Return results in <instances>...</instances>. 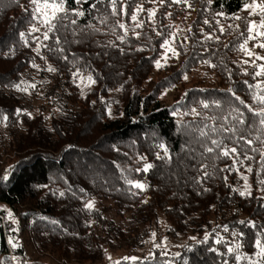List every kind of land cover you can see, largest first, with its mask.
<instances>
[{"label": "trees", "instance_id": "trees-1", "mask_svg": "<svg viewBox=\"0 0 264 264\" xmlns=\"http://www.w3.org/2000/svg\"><path fill=\"white\" fill-rule=\"evenodd\" d=\"M251 1L189 0L191 8L171 0L163 6L147 1L144 9H158L155 18L141 12L143 27L135 28L130 16L138 0H120L117 11L127 7L129 14L116 16L109 0H66V18L49 33L51 39L40 41L28 30L38 22L34 4L0 0V159L10 163L6 171L0 164V177L8 176L0 179V203L19 218L17 233L8 222L0 223V264H10L6 237L11 234L25 235L33 255L48 257H28L29 264H237L235 254L227 252L236 243L242 245L239 254L249 257L239 264L264 259L254 255L257 233L264 231V145L254 138L264 139V133L258 130L259 118L235 99L259 107L249 85L264 80L255 77L258 69L239 50L247 37L246 20L260 19L244 10V3ZM73 10L85 14L76 16ZM219 12L225 15L217 16ZM235 15L245 19L235 20ZM102 18L107 23H100ZM74 19L76 24L71 23ZM118 21L129 29L124 41L117 38L124 35ZM173 32L179 56L169 53L167 65L157 69L155 61L164 63L160 44L165 38L173 40ZM38 44L48 47L37 52ZM49 65L56 71H48ZM89 75L95 83H89ZM166 89L172 90L169 101L163 96ZM201 101L210 107L204 109ZM192 108L209 119L194 117ZM234 108L246 119L231 140H224L240 152L236 163L217 158L219 150L206 152L205 147H212L210 139L191 130L205 123L219 127L225 118L228 125L235 124ZM239 135L254 143L235 144ZM160 144L167 147L170 162L157 159L164 156ZM245 154L251 159H244ZM145 163L154 167L137 172ZM242 175L250 196L239 195L245 190ZM128 180L147 187L141 191ZM90 200L92 210L84 207ZM4 214L0 210V218ZM240 221H253L256 227ZM225 226L229 238L222 235ZM153 233L174 241L173 247L137 255ZM12 251L26 254L23 245ZM134 253L138 259H125Z\"/></svg>", "mask_w": 264, "mask_h": 264}, {"label": "snow or ice", "instance_id": "snow-or-ice-1", "mask_svg": "<svg viewBox=\"0 0 264 264\" xmlns=\"http://www.w3.org/2000/svg\"><path fill=\"white\" fill-rule=\"evenodd\" d=\"M30 2L34 5H36V7L33 11V18L39 20L43 24V26L46 28V31H44L42 33V36H43L44 41H48L49 39H51V37L49 36V33H53L54 31H56L58 28V22L60 20L66 18V13H67V9L65 7L66 0H30ZM81 2H86V0H76V3H81ZM98 2H100V0H98ZM109 2L112 5L111 15L116 16V15H128L129 14V9L127 7L121 9L120 12L117 11V4H118V2H120V0H109ZM151 2L155 3V2H157V0H151ZM167 2H168V0H159V4L161 6H163ZM171 2L172 3H184L187 7L191 8V4L189 3V0H171ZM208 3L211 4L212 0H208ZM91 7L95 8L96 5L93 4V5H91ZM243 7H244V10H248L249 17L255 15V16H259L260 19H259L258 23L255 20H251V19L246 20L247 37H246V39H244L243 43H241L239 45V50L242 51L243 53H245V55H247L249 57H253V56L255 57V59H253L251 61V63L253 65H255V67L258 69V71L255 72V77H264V63L256 64V60H264V56H260V55L256 54L255 52H253L251 49H249L247 47L249 41H256L258 38H260L261 40H264V0H259V2H258V0H252L251 3H244ZM157 10L158 9H156V8L144 9L143 5H137L135 10L131 11L130 19L133 22H135V28H142L144 21L141 19H138L139 14L141 12L146 11L149 20H154ZM73 11L75 12L76 16H84V14H85L83 11H77V10H73ZM61 14H64V15H61ZM169 15H171V13H169ZM216 15L217 16H224L225 14L223 12H219ZM233 19L244 20L245 18H243L239 15H235L233 17ZM71 23L76 24V20L75 19L72 20ZM100 23H102V24L107 23V18H102L100 20ZM204 23L208 24L209 21L206 19L204 21ZM217 23L219 24V21H217ZM116 26H118L120 29L124 30V35L117 37L119 40L124 41L128 35V31H129L128 26L122 21H118ZM90 27H93L94 31H99V29H95L94 26L90 25ZM235 27L239 28L240 26L236 25ZM114 30H115V28H113V31ZM219 30H220V32L225 31L223 26H221ZM39 31H40V29L37 28L35 25L31 26V28H30V32H39ZM188 31H191V28H189ZM134 34L137 37H139V35H140L139 32H135ZM241 34L243 35V33H241ZM157 35L161 36L163 34L160 32H157ZM24 36H25L24 33H20V37L22 39L24 38ZM171 36L173 37V40L165 38L163 40V43L160 44V47L165 50L164 55L162 56V60L164 61V63H161L160 60L155 61V66L157 67V69L165 67L167 65V61L170 58L169 53H171L172 57L179 56V52L177 51V48L173 46L174 37L176 36V33L173 32L171 34ZM207 38H210V37H206V39ZM35 39L39 40V37H35ZM184 39L187 40L188 38L185 37ZM57 43H59L58 37H57ZM25 44L27 45V41H25ZM225 46L227 47V45H225ZM255 46L259 47L261 49H264V42H260V43L256 44ZM41 47H48V45L38 44L35 51L39 52V49ZM52 50L53 49L49 48V51H52ZM58 51L62 52L63 49H58ZM64 59L67 60V57L65 56ZM203 63L208 64L210 67H216V65L211 64L210 61H203ZM243 63L248 64L249 61L244 60ZM33 67H38V66L33 65ZM47 70L50 72L56 71V69L50 65L48 66ZM244 71H245L246 75H250V73H248L246 69ZM72 74H73V76H77L79 73L73 72ZM87 79H88L89 83H95V80L91 77V75H89ZM184 79H188L187 75L184 76ZM245 83L247 84L248 82L245 81ZM15 87L19 91H24V92L28 91L27 87L21 88L20 85H15ZM30 87L35 88V85H30ZM249 88L255 89V91L252 94V100H253V103L259 105V107L254 108L252 105L244 104V101L240 100V97H238V96H236L235 99L239 100L240 103L243 104L244 107L247 109V111L253 114V116L259 118V129L258 130L261 133H264V80H258L256 84L249 85ZM228 91L231 92L232 90L229 89ZM185 95H187V93ZM233 96H235L234 92H233ZM181 99H184V97H182ZM215 103H216L217 107H219V102H215ZM201 105L204 109H208L210 107L209 103L204 102V101H201ZM20 111H21L20 109H17L18 113ZM232 112L235 113V115L233 116V119L235 120V124H233V125H228L227 124V118H225V123L221 124L219 127L210 126V125L205 123L203 125V127H200L199 125H197L196 127L191 128V130L194 133H198L199 138L210 139L212 147H205L206 152L213 153L216 150H219L217 153V158H220V157L232 158L234 163H236L239 156H240V152H238L237 147H228L227 144L224 143V140L225 139L231 140L233 138V136H235L236 133L239 132L240 129L238 126H243L246 124V119H245L244 112H242L239 108L232 109ZM176 114L177 113L175 111H173V115H176ZM188 114H189L188 112H185L182 115H188ZM190 114H192L194 117H201L203 120L209 119V117H204L203 114L200 111H198L196 108H192L190 110ZM231 114L232 113H229V115H231ZM5 119H7V117H5ZM210 119L215 120V119H217V117L213 116V117H210ZM181 123H182V127H184L183 122H181ZM187 127H191V125H188ZM210 133H216L219 138H215V139L211 138ZM225 133H231L232 135L225 136L224 135ZM254 139L260 140L261 144L264 145V139H261V136H256ZM241 141L248 146H251L254 143L253 139H246L243 135H239L236 138V140L234 141V143L239 145L241 143ZM158 147H160L164 150V156H160L158 154L157 159L163 160L167 157V162H170L171 157L168 154L167 147L164 144H160V145H158ZM251 150L252 151H259V149H256V148H251ZM260 155H261V158L264 159V152H260ZM139 159L143 160V159H145V157L141 156V157H139ZM244 159H251V157L245 154ZM239 162L241 164L243 163L242 160H240ZM153 167H154L153 164L145 163L142 169L137 168L136 171L137 172H140V171L148 172ZM247 171L251 172L252 168L249 167L247 169ZM208 175H209V173L207 171H205L204 176L207 177ZM0 179L7 180L8 176L5 175L3 177H0ZM242 179L245 180V190L240 191L239 195L240 196H250L251 192L248 191L247 177L242 175ZM260 182L262 184H264V180H262ZM127 183L130 184L132 187L139 189L141 191L145 190V188L147 187L146 184L141 183L139 181L134 182L132 180H128ZM61 195H63V193H61ZM144 202L147 203V201H144ZM84 207L86 209L92 210L94 208L93 201H91V200L88 201L84 205ZM8 215L11 218L12 213L9 212ZM53 223H56V222L53 221ZM240 223H247L251 227H256V224L253 221H247V222L246 221H240ZM227 230H228L227 226H225V231H227ZM13 231H15V230H13ZM233 234L237 235V236L243 235V233H233ZM257 236H258V238L255 241V247L258 249V251L255 252L254 255L258 258H264V231H258ZM153 238H155V233H153ZM216 242L220 243L221 241L217 240ZM9 243L12 245L13 248L18 246V244L15 241H13L11 238L9 239ZM241 247H242V245L240 243H236L234 247H228V249H227L228 253L235 254V260L237 261V264H239V262L241 260L249 259V257L247 255H240L239 254V250ZM13 259H15V257H13ZM125 259L135 260L138 258L131 257V258H125ZM224 264H228V262L224 261ZM252 264H264V259L253 261Z\"/></svg>", "mask_w": 264, "mask_h": 264}, {"label": "rangeland", "instance_id": "rangeland-1", "mask_svg": "<svg viewBox=\"0 0 264 264\" xmlns=\"http://www.w3.org/2000/svg\"><path fill=\"white\" fill-rule=\"evenodd\" d=\"M147 1H149V2H151V0H143V1H141V0H138V4L139 5H144V4H146L147 3ZM252 2V1H251ZM251 2H249V3H251ZM258 2H259V0H258ZM159 4V0H157V2H155L154 4ZM144 6H146V5H144ZM35 7H36V5H33V8L35 9ZM136 8V7H135ZM154 8V7H153ZM248 11V10H247ZM38 22V24L36 23V24H33V25H35L37 28H39L40 29V31L39 32H32V33H34V36L35 37H39V39H40V41H42L43 40V36H42V33L44 32V31H46V28L43 26V24L39 21V20H37ZM255 21H257V23L259 22V20H255ZM33 25H31V26H33ZM31 26L28 28V30L30 31V28H31ZM176 26L181 30V31H183L184 30V25H182V23H180V22H178V20H177V22H176ZM260 42H264V40H261L260 38H258L256 41H252V43H250V44H248L247 45V47L249 48V49H251L253 52H255L256 54H258V55H260V56H264V52H263V50L261 49V48H259V47H256L255 45L256 44H258V43H260ZM165 51V50H164ZM164 55V54H163ZM251 58V61L253 60V59H255V57L253 56V57H250ZM163 61V60H162ZM171 94H172V90L171 89H166L165 90V92H164V97L165 98H167V100L169 101L170 100V98H171ZM3 158V157H2ZM0 164H1V167H2V169L4 170V171H6L7 170V167L9 166V162H5V160L4 159H0ZM2 173H5V172H2ZM6 175V174H5ZM0 210H4V212H5V214L3 215V217H1L0 218V223L4 226V224L6 223V222H8L9 224H10V226H11V230L13 231V230H15L14 232H18V230H17V226H18V221H19V218H18V213H16V212H14V211H12L10 208H8V206H6L5 204H2V203H0ZM9 212H11L12 213V216H11V218L9 217V215H8V213ZM229 234H230V232L227 230V231H225V232H223V234L222 235H224L225 236V238H229L228 236H229ZM15 235V236H14ZM158 235L159 236H161V240H157L158 239ZM12 239L13 241H15L18 245H23V247L25 248V250H26V254H25V256L23 257L22 255H17V254H15L12 250H13V247H12V245L9 243V239ZM23 239H25V235H21V236H18V235H16V234H11V235H7V237H6V240H7V243H8V245L10 246L9 247V261H10V264H29L30 262H31V258L29 259L28 257H33V258H36L35 256H38V258L40 259V260H45V261H48V257L46 256V255H44V254H42V253H38V254H36V255H33L32 253V249H31V247L28 245H26L25 244V241L23 240ZM173 245H174V241H172V240H167V238H165L163 235H162V233H157L156 235H155V238H153V235L151 236V238H149V240L146 242V244H145V246L139 251V253L137 254V255H140V253L141 252H147L148 250H150V249H153V248H157V247H165V249H171L172 247H173ZM32 252V253H31ZM10 253H13V257H15V259H13V257H11L10 256ZM137 255H136V253H134V254H131V255H128L129 257H137ZM122 256H123V254H122ZM127 256V255H126ZM120 257V255H118V257H115V258H113V259H117V258H119ZM254 261V260H253Z\"/></svg>", "mask_w": 264, "mask_h": 264}, {"label": "built area", "instance_id": "built-area-1", "mask_svg": "<svg viewBox=\"0 0 264 264\" xmlns=\"http://www.w3.org/2000/svg\"><path fill=\"white\" fill-rule=\"evenodd\" d=\"M12 255H13V253H10V256H11V257H13V256H14V255H13V256H12Z\"/></svg>", "mask_w": 264, "mask_h": 264}]
</instances>
